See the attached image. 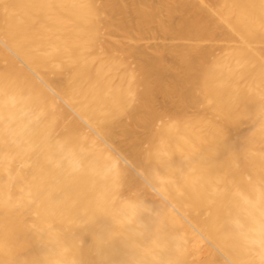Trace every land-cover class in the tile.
Listing matches in <instances>:
<instances>
[{"label":"bare ground","instance_id":"6f19581e","mask_svg":"<svg viewBox=\"0 0 264 264\" xmlns=\"http://www.w3.org/2000/svg\"><path fill=\"white\" fill-rule=\"evenodd\" d=\"M0 264H264V0H0Z\"/></svg>","mask_w":264,"mask_h":264}]
</instances>
